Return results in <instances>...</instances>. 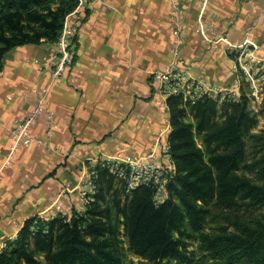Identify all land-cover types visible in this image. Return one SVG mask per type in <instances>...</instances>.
<instances>
[{"label": "crops", "instance_id": "0c3cea01", "mask_svg": "<svg viewBox=\"0 0 264 264\" xmlns=\"http://www.w3.org/2000/svg\"><path fill=\"white\" fill-rule=\"evenodd\" d=\"M178 1L188 25L180 64L208 87L240 96L244 87L235 68L240 48L235 47L247 43L250 54L264 61V0H211L203 14L216 27L211 40L197 31L200 0ZM171 14V0H95L76 36L75 65L59 78L50 71L55 42L26 43L6 53L0 70V245L15 238L31 217L84 210L86 159L138 156L159 134L168 140L170 110L150 92L154 70L172 59ZM44 88L56 112L51 146L32 143L12 153L11 128L36 105ZM25 93L27 100L21 99ZM32 130L47 138L44 116Z\"/></svg>", "mask_w": 264, "mask_h": 264}, {"label": "trees", "instance_id": "16d2710c", "mask_svg": "<svg viewBox=\"0 0 264 264\" xmlns=\"http://www.w3.org/2000/svg\"><path fill=\"white\" fill-rule=\"evenodd\" d=\"M79 3L0 0V70L13 47L55 42ZM218 101L206 95L188 106L181 95L168 98L176 174L165 203H154L151 187L127 192L102 169L91 204L29 218L6 239L0 264H36L37 254L46 264H264V128L255 131L259 118L246 92ZM124 242L140 263L127 260Z\"/></svg>", "mask_w": 264, "mask_h": 264}, {"label": "built area", "instance_id": "2783aa9c", "mask_svg": "<svg viewBox=\"0 0 264 264\" xmlns=\"http://www.w3.org/2000/svg\"><path fill=\"white\" fill-rule=\"evenodd\" d=\"M210 1L200 0L202 15L197 26V31L207 40H211L210 33L216 31L215 24L206 23L203 18ZM171 3L172 31L175 35L169 49L172 59L165 67L154 70L155 88L151 90L150 95L153 93L160 95L161 103L168 108V98L172 95H181L186 101L192 103L206 95L221 99L234 96L235 93L228 88L208 87L205 81L191 76L187 68L180 64L188 25L185 16L182 15L179 1L171 0ZM94 4L95 0H80L76 9L66 17L64 28L55 41V61L52 66L50 65V71L54 78H59L75 65L78 56L76 36L82 21L86 18L87 6ZM221 38H225L224 34ZM248 46L247 43H244L235 47L236 49L240 48L239 51L235 50L238 54L235 60V68L239 71L242 68L243 72L248 75L254 93L258 95L260 90H258L257 85L259 79V76L257 77L259 70H257V63L261 60L250 54ZM262 78H264V74ZM47 91V88H44L38 92L36 105L26 115L19 117L11 128L13 135L12 153L20 146H28L32 143L50 148V141L56 128V112L47 103ZM9 99H14V96L10 95ZM21 99L27 100L28 93L23 94ZM40 116H44L47 123V138L34 134L32 130L33 124ZM83 165L81 196L85 207L96 199L99 190L96 178L102 169L114 175L127 192H132L139 186L151 187L153 189V201L157 206L170 198V183L176 174V164L171 154L169 138L163 142L161 134L150 150L138 156L103 154L86 159ZM7 244L8 242L5 240L0 245V251Z\"/></svg>", "mask_w": 264, "mask_h": 264}, {"label": "rangeland", "instance_id": "374dc122", "mask_svg": "<svg viewBox=\"0 0 264 264\" xmlns=\"http://www.w3.org/2000/svg\"><path fill=\"white\" fill-rule=\"evenodd\" d=\"M257 70H258L257 77L259 76V79L257 80V85H258V90H260L258 95H256L254 93V89L252 88L251 79L248 78V75H246V73L243 72L242 68L240 69V73H242V75H241L242 76L241 77L242 82H243L242 86L244 87L243 91L246 92V94H247L250 107L253 109L254 112H256L258 114L259 123L255 129L256 132H258L264 128V78H262V75L264 74V61L257 63ZM234 96H236V99H238V98H240L241 95L239 96V95L234 94ZM234 96L226 97L223 99L220 98V101H218L220 106H222V104L225 100H231V99L233 100ZM187 103H189L188 104V106H189V105H191L190 103H192V102L188 101ZM222 114H223V111H221L219 114V117H218L219 121L223 120ZM187 118L189 120H193V112L191 111L190 108L187 110ZM124 248H125L126 253L128 255L127 260L132 259L136 263L141 262V258H139L137 255L133 254L130 251L128 242H124ZM37 258H38V262L36 264H46V259L42 254H37ZM23 264H27V263H23Z\"/></svg>", "mask_w": 264, "mask_h": 264}]
</instances>
